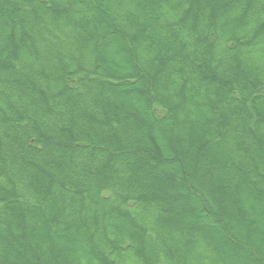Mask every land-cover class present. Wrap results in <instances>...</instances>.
Segmentation results:
<instances>
[{"label": "trees", "instance_id": "16d2710c", "mask_svg": "<svg viewBox=\"0 0 264 264\" xmlns=\"http://www.w3.org/2000/svg\"><path fill=\"white\" fill-rule=\"evenodd\" d=\"M0 264H264V0H0Z\"/></svg>", "mask_w": 264, "mask_h": 264}, {"label": "rangeland", "instance_id": "374dc122", "mask_svg": "<svg viewBox=\"0 0 264 264\" xmlns=\"http://www.w3.org/2000/svg\"><path fill=\"white\" fill-rule=\"evenodd\" d=\"M212 197V196H211ZM230 208L229 207H225V211H226V213L228 214L230 211ZM230 214V213H229ZM234 219V218H233ZM237 221H238V223L240 224V225H242L243 226V224H242V222H240V220L238 219V217H237ZM255 236V235H254Z\"/></svg>", "mask_w": 264, "mask_h": 264}]
</instances>
